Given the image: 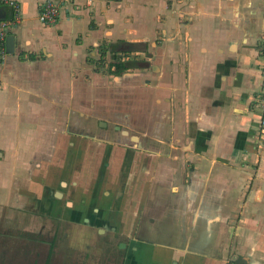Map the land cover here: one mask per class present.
Segmentation results:
<instances>
[{"label":"crops","instance_id":"1","mask_svg":"<svg viewBox=\"0 0 264 264\" xmlns=\"http://www.w3.org/2000/svg\"><path fill=\"white\" fill-rule=\"evenodd\" d=\"M4 1L0 264H264V0Z\"/></svg>","mask_w":264,"mask_h":264},{"label":"built area","instance_id":"2","mask_svg":"<svg viewBox=\"0 0 264 264\" xmlns=\"http://www.w3.org/2000/svg\"><path fill=\"white\" fill-rule=\"evenodd\" d=\"M1 4L6 5L11 11V18L9 20H0V60H3L7 54L6 39L8 31L11 27L18 23L20 19L19 8L17 4L12 1H4ZM58 8L51 1H47L40 7L39 20L42 24L53 25L58 18ZM127 57H122V61H126ZM259 86L251 98V110L256 113L257 121V134L261 139H264V58L263 64L259 67Z\"/></svg>","mask_w":264,"mask_h":264},{"label":"trees","instance_id":"3","mask_svg":"<svg viewBox=\"0 0 264 264\" xmlns=\"http://www.w3.org/2000/svg\"><path fill=\"white\" fill-rule=\"evenodd\" d=\"M261 56L264 58V46H262L260 50ZM127 55L122 56H114L112 62L110 63V69L112 72H114L116 75H119L123 72H125L127 69L131 67L132 62L122 61V57H126Z\"/></svg>","mask_w":264,"mask_h":264},{"label":"water","instance_id":"4","mask_svg":"<svg viewBox=\"0 0 264 264\" xmlns=\"http://www.w3.org/2000/svg\"><path fill=\"white\" fill-rule=\"evenodd\" d=\"M4 18H5V12L0 11V19H4ZM13 47H14V38L12 36H8L7 42H6L7 51L12 53L13 52ZM143 67H147V64L143 63V62L138 64V68H143Z\"/></svg>","mask_w":264,"mask_h":264},{"label":"rangeland","instance_id":"5","mask_svg":"<svg viewBox=\"0 0 264 264\" xmlns=\"http://www.w3.org/2000/svg\"><path fill=\"white\" fill-rule=\"evenodd\" d=\"M256 138H255V144H256V146H258V149L260 150V151H262L263 149H264V139H261L260 137H259V135L258 134H256V136H255ZM22 176V175H21ZM21 178V177H20ZM240 233H242V232H239V234ZM112 259H114V260H118L119 259V257H114V255H112L111 257H110V261H109V263L108 264H112L111 262H112Z\"/></svg>","mask_w":264,"mask_h":264},{"label":"flooded vegetation","instance_id":"6","mask_svg":"<svg viewBox=\"0 0 264 264\" xmlns=\"http://www.w3.org/2000/svg\"><path fill=\"white\" fill-rule=\"evenodd\" d=\"M0 154L2 155V156H1V158H2V157H4L5 152H4V151H2V152L0 151ZM119 245H120V244H119ZM117 247H118V251H119V248H121V247H120V246H117ZM112 249H113V248H110V251H109L110 253L105 254L106 257H108V260H109V261H110V257L112 256V252H113ZM117 255L121 257V255H119L118 253H117Z\"/></svg>","mask_w":264,"mask_h":264}]
</instances>
